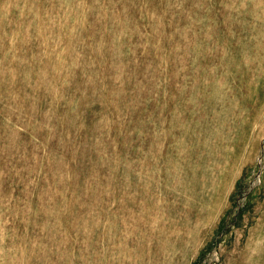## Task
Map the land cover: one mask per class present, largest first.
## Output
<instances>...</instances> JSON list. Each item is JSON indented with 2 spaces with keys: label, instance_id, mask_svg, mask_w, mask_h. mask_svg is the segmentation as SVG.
<instances>
[{
  "label": "rangeland",
  "instance_id": "rangeland-1",
  "mask_svg": "<svg viewBox=\"0 0 264 264\" xmlns=\"http://www.w3.org/2000/svg\"><path fill=\"white\" fill-rule=\"evenodd\" d=\"M0 264H264V0H0Z\"/></svg>",
  "mask_w": 264,
  "mask_h": 264
}]
</instances>
